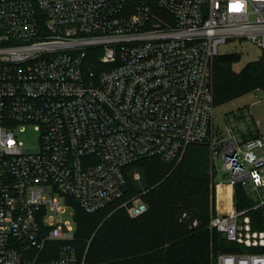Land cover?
Returning <instances> with one entry per match:
<instances>
[{"label":"built area","instance_id":"2783aa9c","mask_svg":"<svg viewBox=\"0 0 264 264\" xmlns=\"http://www.w3.org/2000/svg\"><path fill=\"white\" fill-rule=\"evenodd\" d=\"M233 39L264 53V0H0V264H84L73 219L58 218L72 207L55 195L94 213L123 198L125 167L176 165L190 145H207L216 190L238 184L262 198L264 135L243 139L231 123L212 133L210 62ZM120 207L131 218L147 210L141 197ZM232 208L209 227L264 247ZM216 264H264V253Z\"/></svg>","mask_w":264,"mask_h":264},{"label":"trees","instance_id":"16d2710c","mask_svg":"<svg viewBox=\"0 0 264 264\" xmlns=\"http://www.w3.org/2000/svg\"><path fill=\"white\" fill-rule=\"evenodd\" d=\"M240 59L230 53L211 60L214 108L253 91L264 93V53L236 72L233 66ZM134 168L140 172L142 190L128 176ZM215 176L204 144L188 146L176 165L161 158L140 159L124 169L123 198L107 207L87 213L74 198L64 197L73 209L72 244L84 264H216L219 255L264 253V247L246 248L209 227L216 214ZM136 195L147 210L131 218L120 205ZM232 199L234 209L248 216L251 229L264 232V205L254 208L256 202L238 184Z\"/></svg>","mask_w":264,"mask_h":264},{"label":"rangeland","instance_id":"374dc122","mask_svg":"<svg viewBox=\"0 0 264 264\" xmlns=\"http://www.w3.org/2000/svg\"><path fill=\"white\" fill-rule=\"evenodd\" d=\"M154 15L158 18L160 17V23L165 22L167 18H169L166 12L157 8H154ZM161 16L164 17L161 19ZM230 53H237L241 57L240 62L233 66V70L236 72H239L247 62L257 60L261 55L258 48L249 41L243 39L228 40L226 44L219 46L218 54L224 55ZM230 123L235 133L239 134L243 139L255 133L264 135V93L259 90L253 91L213 109L211 120L212 133L224 134L225 125L230 126ZM23 137L25 138L24 142L26 146L29 148H33L38 144L37 134L31 129H29ZM217 166L219 168L221 163L218 162ZM136 174H140V172L134 168L129 172L128 176L134 186L138 190H142V180L140 179L137 181L134 179ZM55 196L62 206L66 205L64 196L59 194ZM136 197H140V195H136ZM262 200H264V196L258 198L255 202L263 206L264 203H261ZM72 212L73 209L67 207L64 213L58 216V218L63 221H72ZM239 220H241V218H239Z\"/></svg>","mask_w":264,"mask_h":264},{"label":"bare ground","instance_id":"6f19581e","mask_svg":"<svg viewBox=\"0 0 264 264\" xmlns=\"http://www.w3.org/2000/svg\"><path fill=\"white\" fill-rule=\"evenodd\" d=\"M231 186L221 184L217 186V207L221 213H230L233 208L230 204Z\"/></svg>","mask_w":264,"mask_h":264},{"label":"crops","instance_id":"0c3cea01","mask_svg":"<svg viewBox=\"0 0 264 264\" xmlns=\"http://www.w3.org/2000/svg\"><path fill=\"white\" fill-rule=\"evenodd\" d=\"M215 195H216V212L221 214V212L218 210V207H217V190H216V194ZM232 197H233V189L231 188L230 204L233 207V199H232Z\"/></svg>","mask_w":264,"mask_h":264}]
</instances>
